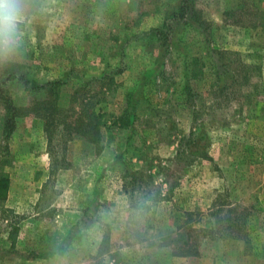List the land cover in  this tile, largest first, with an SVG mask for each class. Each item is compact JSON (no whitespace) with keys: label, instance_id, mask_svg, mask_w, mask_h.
I'll return each mask as SVG.
<instances>
[{"label":"rangeland","instance_id":"1","mask_svg":"<svg viewBox=\"0 0 264 264\" xmlns=\"http://www.w3.org/2000/svg\"><path fill=\"white\" fill-rule=\"evenodd\" d=\"M178 3L28 0L18 47L0 64H23L33 86L67 82L66 109L80 84L124 66L115 92L94 88L108 92V116L130 103L134 124L104 131L99 156L57 137L70 165L52 173L42 120L23 118L8 140L0 125V210L23 218L13 252L0 221V264H264V0H198L210 31L186 19L165 46L144 47L136 34ZM4 92L29 103L20 86ZM3 114L0 102V124ZM192 228L210 233L189 240L202 255H172L171 239Z\"/></svg>","mask_w":264,"mask_h":264},{"label":"trees","instance_id":"2","mask_svg":"<svg viewBox=\"0 0 264 264\" xmlns=\"http://www.w3.org/2000/svg\"><path fill=\"white\" fill-rule=\"evenodd\" d=\"M178 2L171 11L168 10L166 12L164 20L159 27L136 34V38L143 43L144 47H148L155 42L165 46L169 41L170 33L174 30V24L186 19L191 20L202 31L211 30V23L205 19L203 11L198 8V0H178ZM225 15H230V12H226ZM24 68V65L18 62L3 61L0 64V102L4 111L0 124L2 135L6 140L11 138L18 122L25 117L33 116L42 120L48 139L49 153L54 162L51 173L55 172L58 164L70 165L67 164L68 162H66L67 160L64 156H62L61 160H58L55 147L60 142H58L57 137L60 138L61 143L82 139L93 150L95 156H99L104 150V131H113V129L123 131L132 128L134 112L130 103L127 102L126 109L118 116H108L99 108L101 104L107 101L106 95H108V92L117 90V77L126 71L124 66L111 68L100 76H92L89 81V90L83 84H80V86L75 88L71 96L68 109L60 106L62 90L67 82L55 80L33 86ZM9 84L20 86L24 91H27L30 95L29 103L20 105L11 95L5 94L4 87ZM95 86H99L100 89H105L108 92L97 90L94 88ZM193 134L191 133L188 137L181 140L176 157H182L186 154L187 148L192 145ZM126 177L128 178V176ZM137 180V178L132 177L130 182H126L125 188L128 185L135 186ZM8 181V175L0 171V185H6ZM156 197L159 200L155 201L171 200L170 195H163L161 192H158ZM0 215V221L6 223V241L10 243L8 252H13L16 249L20 222L23 218L17 216L13 210L6 208L0 210ZM203 231L206 230L199 228L193 230L192 228L191 231L172 238L170 242L173 243L174 241L176 243L172 250V255L183 257L201 256L202 254L196 244L199 233L202 232L203 238L210 235V233H204ZM190 238H194L196 242L190 243ZM168 245L166 244L165 246Z\"/></svg>","mask_w":264,"mask_h":264},{"label":"clouds","instance_id":"3","mask_svg":"<svg viewBox=\"0 0 264 264\" xmlns=\"http://www.w3.org/2000/svg\"><path fill=\"white\" fill-rule=\"evenodd\" d=\"M27 5L28 0H0V56H8L18 47Z\"/></svg>","mask_w":264,"mask_h":264}]
</instances>
